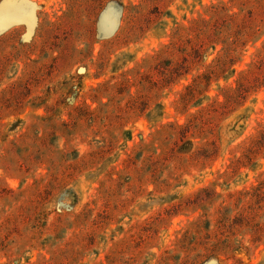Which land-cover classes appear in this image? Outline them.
I'll return each instance as SVG.
<instances>
[{
    "label": "rangeland",
    "instance_id": "obj_1",
    "mask_svg": "<svg viewBox=\"0 0 264 264\" xmlns=\"http://www.w3.org/2000/svg\"><path fill=\"white\" fill-rule=\"evenodd\" d=\"M252 1L0 0V264H264Z\"/></svg>",
    "mask_w": 264,
    "mask_h": 264
},
{
    "label": "trees",
    "instance_id": "obj_2",
    "mask_svg": "<svg viewBox=\"0 0 264 264\" xmlns=\"http://www.w3.org/2000/svg\"><path fill=\"white\" fill-rule=\"evenodd\" d=\"M250 3V2H248ZM252 3L254 5H256L257 7H261L264 6V0H253ZM246 3L244 2V4L242 5H245ZM222 21L223 25H222V28L223 29H230L232 27H235V29L237 30L236 32V37L235 39H233L234 41L232 42V45H237L239 42H241V38L243 36V32H242V27L240 26V24L238 23V20H237V17L236 15H231V16H226L224 17L223 19H220V20H217L216 22H220ZM208 26L206 23H203V28L199 30V35H202L201 32L204 31V29H206ZM221 30L222 29H219L218 27L215 28L214 30V33L211 34V36L213 37H219L221 35ZM233 50H226L225 51V55H227V58H231V55L230 53L232 52ZM235 72L232 71V75L234 74ZM255 73H250V75L254 76ZM259 80L260 78L257 76L254 77L253 79V82H255V85H253L254 87H247L245 84H239L237 85V88L232 90L231 92H228L229 95L227 97V100H226V103H231V102H239V101H243L247 95L249 94V92L251 91L252 88H255L256 85L259 83Z\"/></svg>",
    "mask_w": 264,
    "mask_h": 264
}]
</instances>
